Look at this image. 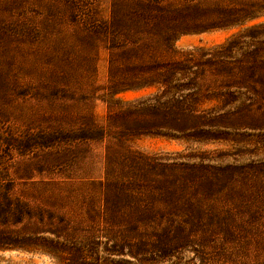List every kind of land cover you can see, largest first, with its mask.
<instances>
[{
	"label": "rangeland",
	"instance_id": "1",
	"mask_svg": "<svg viewBox=\"0 0 264 264\" xmlns=\"http://www.w3.org/2000/svg\"><path fill=\"white\" fill-rule=\"evenodd\" d=\"M234 8L259 15L173 43L206 61L198 108L217 127L200 142L83 139L110 101L161 89L105 94L157 80L128 40ZM0 264H264V0H0Z\"/></svg>",
	"mask_w": 264,
	"mask_h": 264
},
{
	"label": "trees",
	"instance_id": "2",
	"mask_svg": "<svg viewBox=\"0 0 264 264\" xmlns=\"http://www.w3.org/2000/svg\"><path fill=\"white\" fill-rule=\"evenodd\" d=\"M141 3L135 2L132 6L144 7L147 11L160 10L155 3ZM124 7L128 8V4ZM220 13L224 15V18H220L217 24L202 25L197 29L179 26L178 20L182 18L179 14L172 19L171 25H165L155 32L147 26L143 30L144 34L128 40L130 47L125 48V56L128 59H134L143 53L149 60H147V65L139 67L140 72L143 70L154 72L157 80H152L153 78L147 74L137 79L133 77L125 86L113 84V86L108 85L107 88H103L105 94L113 97L114 94L123 90L149 86H159L161 89L146 98L130 102L110 101L106 108L105 126H99L97 123L91 124L89 136L83 139L101 141L108 129L110 134L116 136L115 142L119 145L148 135L172 136L200 142L203 139L201 134L205 133V129L216 128V122L206 120L204 116L207 112L198 108L202 104L198 99L201 89L197 79L202 76L198 68L203 64L201 62L203 60L194 62V54L197 51L202 52V49L193 48L184 52H176L173 43L181 33L227 28L242 24L259 15L247 16L252 12L243 13L236 8ZM160 52L180 53V56L176 59L171 58L165 62H158L156 55L158 56Z\"/></svg>",
	"mask_w": 264,
	"mask_h": 264
},
{
	"label": "bare ground",
	"instance_id": "3",
	"mask_svg": "<svg viewBox=\"0 0 264 264\" xmlns=\"http://www.w3.org/2000/svg\"><path fill=\"white\" fill-rule=\"evenodd\" d=\"M235 30H238V29H231V30H229V31H227V32H223V33H217V34H215L214 35V38L216 39V42L218 43V42H221L222 41V39L225 37V36H227L228 34H230V33H232V32H234ZM214 34V33H213ZM184 38L185 37H183L182 36V38H180L179 40V42H178V44L181 42V41H184ZM139 93H141V92H137V93H133V92H127V93H125V94H123V95H125V96H127V97H130V96H135V97H137L138 95H139ZM141 94H143V93H141ZM174 143V142H173ZM15 253H18V252H16V251H11L10 252V254H15ZM21 254V253H20Z\"/></svg>",
	"mask_w": 264,
	"mask_h": 264
},
{
	"label": "water",
	"instance_id": "4",
	"mask_svg": "<svg viewBox=\"0 0 264 264\" xmlns=\"http://www.w3.org/2000/svg\"><path fill=\"white\" fill-rule=\"evenodd\" d=\"M182 36H183V35H182ZM182 36L178 37V38L176 39V41H179V39H180Z\"/></svg>",
	"mask_w": 264,
	"mask_h": 264
}]
</instances>
